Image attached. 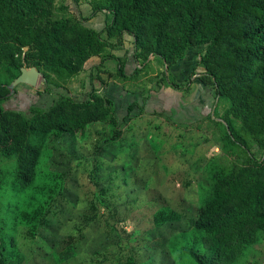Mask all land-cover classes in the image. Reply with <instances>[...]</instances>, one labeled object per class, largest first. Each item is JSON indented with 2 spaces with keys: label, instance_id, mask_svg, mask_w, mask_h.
I'll return each mask as SVG.
<instances>
[{
  "label": "rangeland",
  "instance_id": "obj_1",
  "mask_svg": "<svg viewBox=\"0 0 264 264\" xmlns=\"http://www.w3.org/2000/svg\"><path fill=\"white\" fill-rule=\"evenodd\" d=\"M50 6L53 16L61 20H81L91 12L88 0H78V4L51 0ZM103 17L100 13L81 22L101 29ZM169 31L177 34L173 25ZM67 39L72 41L71 36ZM229 43L224 36L218 45L224 48ZM131 45L124 40L112 50L120 59L91 57L81 67L73 64L70 73L63 69L60 74L35 66L25 58L26 48L16 51L14 58L21 67H35L40 77L34 87L14 86L13 94L1 104L11 115L36 117L30 110L34 105L44 113L68 114L76 103L93 100L95 95L110 97L119 116L126 113L124 107L133 93L158 95L170 105L169 112H146L131 118L119 127L121 134L115 140L105 141L113 126L100 120L90 121L82 131L47 135L35 186H61L47 205L33 192L35 187L23 185L14 175V156L0 151V240L21 264H122L128 258L138 264H175L167 247L169 235L188 227L195 216L202 193L208 190L212 164L221 162L226 171L232 169L233 157L224 156L221 136L228 101L216 94L207 76V87L195 81L205 67L198 65L186 79L179 70L174 71V65L149 57V61L137 63L136 74L122 78L117 65L131 54ZM134 69V64L128 66L127 74ZM13 71L0 65V83L7 84ZM239 152L243 153L241 148ZM252 152L264 162V153L255 145ZM166 203L182 216L171 226H156L152 215ZM37 207L44 209L46 222L37 221L31 231V222L20 213ZM186 260L188 264L185 257L178 262ZM238 264H264V231Z\"/></svg>",
  "mask_w": 264,
  "mask_h": 264
},
{
  "label": "trees",
  "instance_id": "obj_2",
  "mask_svg": "<svg viewBox=\"0 0 264 264\" xmlns=\"http://www.w3.org/2000/svg\"><path fill=\"white\" fill-rule=\"evenodd\" d=\"M74 2L78 4V0ZM88 3L89 16L61 20L53 16L51 0H0V65L14 70L7 84L20 73L21 64L14 55L23 48L25 58L33 60L35 66L42 65L58 74L63 69L70 73L73 64L81 67L91 57L100 61L108 57L120 59L112 50L124 40L132 48L124 62H118L117 72L122 78L136 74L137 63L142 59L149 61V57L174 65V71L179 70L186 79L202 64L205 71L195 81L207 87V76L216 94L228 101L221 119V136L226 146L224 156L233 157V166L226 171L221 162L212 164L208 190L202 193L195 216L188 227L169 235L167 247L175 264L184 257L188 264H238L239 258L259 243L260 232L264 231V162L252 152L255 145L264 153V0ZM100 12L104 14L101 30L81 22ZM231 22L237 25H226ZM172 25L176 35L169 31ZM68 36L72 37L71 42ZM224 36L230 43L223 48L218 44ZM127 64L135 66L131 74L126 72ZM7 84L0 83V151L14 156V175L23 185L35 187L33 192L41 196L45 205L61 187L59 183L46 189L35 186L39 183L37 164L47 135L82 131L90 121L100 120L113 126L105 141L115 140L121 134L119 127L131 118L146 112L170 111L163 97L133 93L132 101L120 107L126 112L120 116L116 104L106 95L80 101L68 114L44 113L34 105L30 110L36 117L19 113L13 116L1 106L13 94ZM39 208L20 213L31 222V231L37 221L46 222L42 218L45 211ZM181 216L166 203L155 210L152 221L156 226H171ZM13 255L0 240V264H21ZM122 264L138 263L128 258Z\"/></svg>",
  "mask_w": 264,
  "mask_h": 264
},
{
  "label": "water",
  "instance_id": "obj_3",
  "mask_svg": "<svg viewBox=\"0 0 264 264\" xmlns=\"http://www.w3.org/2000/svg\"><path fill=\"white\" fill-rule=\"evenodd\" d=\"M40 77V71L35 67H21L19 75L11 81L10 84L7 85L10 92H13V88L15 85L19 83H24L29 86H36Z\"/></svg>",
  "mask_w": 264,
  "mask_h": 264
},
{
  "label": "crops",
  "instance_id": "obj_4",
  "mask_svg": "<svg viewBox=\"0 0 264 264\" xmlns=\"http://www.w3.org/2000/svg\"><path fill=\"white\" fill-rule=\"evenodd\" d=\"M90 10H91V8H90ZM101 13V12H100ZM100 13H97L95 16H97V15H99ZM104 15V14H103ZM95 16H93V17H95ZM87 17V16H86ZM92 17V18H93ZM104 18V17H103ZM88 20H91V18L90 19H88ZM103 21H104V19H103ZM85 25V24H84ZM87 26V25H86ZM104 26V25H103ZM89 27V26H88ZM91 28V27H90ZM103 28V27H102ZM101 28V29H102ZM92 29H94V28H92ZM101 29H95V30H101ZM113 52V51H112ZM117 56V55H116ZM118 57V56H117ZM98 58V57H97Z\"/></svg>",
  "mask_w": 264,
  "mask_h": 264
}]
</instances>
